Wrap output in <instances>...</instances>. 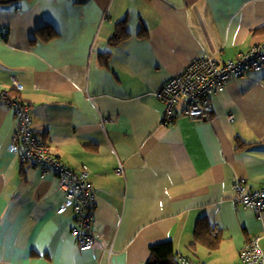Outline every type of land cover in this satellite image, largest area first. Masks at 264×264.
I'll return each mask as SVG.
<instances>
[{
    "label": "crops",
    "instance_id": "obj_1",
    "mask_svg": "<svg viewBox=\"0 0 264 264\" xmlns=\"http://www.w3.org/2000/svg\"><path fill=\"white\" fill-rule=\"evenodd\" d=\"M125 18L129 38L109 47ZM47 24L59 37L43 42L35 32ZM263 29L264 0L0 3V89L15 78L35 137L72 171L87 168L97 239L80 251L74 214L58 213L57 177L9 152L17 119L2 103L0 264H145L165 241L193 264H239L254 238L264 252V212L236 204L233 191L237 178L247 191L264 185V72L232 79L205 121L163 124L154 95L194 60L227 62L264 44ZM201 218L222 242L192 254Z\"/></svg>",
    "mask_w": 264,
    "mask_h": 264
},
{
    "label": "built area",
    "instance_id": "obj_2",
    "mask_svg": "<svg viewBox=\"0 0 264 264\" xmlns=\"http://www.w3.org/2000/svg\"><path fill=\"white\" fill-rule=\"evenodd\" d=\"M88 1L90 0H75L80 4ZM260 72H264V44L254 46L223 64L208 57L193 61L181 74L171 78L154 93L165 106L163 124H170L178 117L208 120L212 111L211 98L220 93L230 79ZM11 80L10 92L0 89V104L9 106L17 119L15 136L8 150L17 155L21 162H33L43 167L44 174L52 173L57 177L59 190L65 198L58 213L63 214L69 209L73 211L75 226L70 235L80 251L92 249L97 239L93 229L94 195L92 185L88 182L87 169L82 167L78 172L72 171L52 156L49 149L35 137L30 129V108L15 95L23 90V86L15 78ZM116 172L123 173L121 165ZM233 191L236 204L255 214L264 212V185L260 189L247 191L244 180L237 178ZM213 234L216 235L217 231ZM178 264L193 263L180 257ZM239 264H264V252L258 238L245 243L239 253Z\"/></svg>",
    "mask_w": 264,
    "mask_h": 264
},
{
    "label": "trees",
    "instance_id": "obj_3",
    "mask_svg": "<svg viewBox=\"0 0 264 264\" xmlns=\"http://www.w3.org/2000/svg\"><path fill=\"white\" fill-rule=\"evenodd\" d=\"M10 1H14V0H0V3L10 2ZM73 2L77 4V2H75V0H73ZM126 21L127 20L125 18V19H122L121 21H119L115 24L114 34L108 42L109 47H111V48L116 47L129 38V32L127 31V22ZM261 31H264V29ZM261 31H255V32H261ZM35 34L43 42H49V41L57 39L59 37V33L49 24L37 29ZM138 36L145 37L146 33L142 30V31H140ZM109 58H110L109 53H101L98 57V62L102 67L106 68L108 66ZM228 61H231V60H228ZM217 63L223 64L226 62H217ZM232 79H235V78H232ZM232 79H230L229 82ZM229 82L227 83V85L229 84ZM227 85L224 87V89L227 87ZM224 89L221 92H223ZM21 92L19 94L16 93L15 95L19 96L22 99V97L20 95ZM239 145H240V143H239ZM21 163L22 164H30V165L34 164V165H36L33 162H26V161L21 162ZM36 167L40 171H42V169H43V167L40 165H37ZM88 182H89V180H88ZM92 193L94 195L93 191H92ZM67 211H70L73 213V211L70 209ZM74 218H75V214H74ZM213 232L214 231L212 230V227L206 218L199 219L195 225L192 243L188 247L189 251L192 254H194L197 247H203L209 252H213V251L219 249L220 244L222 242V236L220 234L214 235ZM145 264H178V261L176 258V252H175V249L173 247V244L170 241H165V242L151 246L149 248V257H148V260Z\"/></svg>",
    "mask_w": 264,
    "mask_h": 264
},
{
    "label": "rangeland",
    "instance_id": "obj_4",
    "mask_svg": "<svg viewBox=\"0 0 264 264\" xmlns=\"http://www.w3.org/2000/svg\"><path fill=\"white\" fill-rule=\"evenodd\" d=\"M173 77H175V76H173ZM173 77H172V78H173ZM162 103H163V102H162ZM163 104H164V103H163ZM211 112H212V111H211ZM210 115H211V113H210ZM210 115H209V118H210ZM209 118H208V119H209ZM193 120H195V119H193ZM196 120H198V119H196ZM172 123H173V122H172Z\"/></svg>",
    "mask_w": 264,
    "mask_h": 264
}]
</instances>
